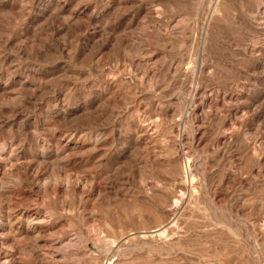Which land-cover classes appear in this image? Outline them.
Segmentation results:
<instances>
[{
  "label": "rangeland",
  "instance_id": "obj_1",
  "mask_svg": "<svg viewBox=\"0 0 264 264\" xmlns=\"http://www.w3.org/2000/svg\"><path fill=\"white\" fill-rule=\"evenodd\" d=\"M0 264H264V0H0Z\"/></svg>",
  "mask_w": 264,
  "mask_h": 264
},
{
  "label": "bare ground",
  "instance_id": "obj_2",
  "mask_svg": "<svg viewBox=\"0 0 264 264\" xmlns=\"http://www.w3.org/2000/svg\"><path fill=\"white\" fill-rule=\"evenodd\" d=\"M200 139V138H199ZM198 141H200V140H198ZM27 225H26V227L28 228V229H31L33 226L30 224V223H26ZM35 226V225H34ZM35 229V228H34ZM37 232L39 233V230H37ZM38 233H37V235H38ZM38 237V239L36 240H34L32 243H33V249H32V251L31 252H35V254L38 256V257H41V254H40V252H39V250H40V248H41V244L39 243L40 241H39V236H37ZM41 240H42V238H41ZM42 253V252H41ZM43 254V253H42ZM45 255V254H44Z\"/></svg>",
  "mask_w": 264,
  "mask_h": 264
}]
</instances>
